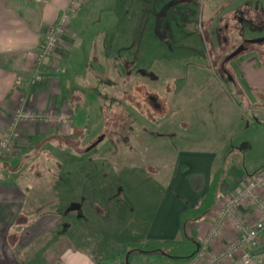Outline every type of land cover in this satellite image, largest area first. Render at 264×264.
<instances>
[{
    "label": "rangeland",
    "instance_id": "obj_1",
    "mask_svg": "<svg viewBox=\"0 0 264 264\" xmlns=\"http://www.w3.org/2000/svg\"><path fill=\"white\" fill-rule=\"evenodd\" d=\"M222 3L223 0H149L144 5L141 0H110L103 3L98 10L99 15L92 16L90 21L80 18L76 21L73 27L79 31L86 29L81 33L86 35L87 41L81 46L82 51L75 49L70 66L72 72L76 69L82 75L85 74L83 86L86 94L84 101L72 104V109L76 126L91 131L83 139L72 138L74 143L79 142L80 149H66L69 157L74 159L67 161V171L60 168V160H50L46 151L39 152L41 146L38 141L34 142L33 147L38 151L32 154L39 152L38 155H33L30 160L19 159V168L23 167L20 172L26 169L31 172L29 178L22 176V183L32 187L28 193L31 199L49 200V193L45 192L46 185L60 184V180L69 185L76 182H85L87 185L99 183L102 190L106 189V192L99 193L105 202L115 195V189H120L122 191L118 192L117 197L112 198L113 202L115 199L118 201L119 216L115 219L118 222V234L133 238L132 241H140L158 208L165 186L170 183L174 170L179 166L178 158L182 149L200 145L204 149L222 152L225 145L229 144L232 149L235 146L236 150L228 159L226 164L229 167L226 168H230L234 162L245 169L244 164L249 162L252 152L249 150L246 157L237 159V147L243 140H249L256 150L258 143L264 141V125L256 129L259 127L257 114L253 108L248 109V106H264V76L258 81L259 94L255 97L243 99L237 90L247 87L245 75H251L254 71L262 73L264 70V54L261 53H264V42L253 44L251 52L228 62L227 67L233 78L231 81L221 79L217 60H202L190 49L197 28L202 30L198 22L206 24L209 14ZM178 22L179 25L176 24ZM224 22L231 24V20L226 18ZM101 30H105L103 32L109 38L113 35L111 42L106 44L102 40L91 45L89 38ZM256 34L246 32L245 36ZM166 37H170V41L164 42ZM229 46L223 45L220 55L222 52L227 53ZM59 47L52 57L57 56ZM37 49L33 54L34 62ZM258 50L261 54H257ZM91 51L93 56H90ZM77 52L80 54L76 56ZM128 59L135 62L134 67L150 69L157 79H129L125 66ZM57 74H54V81L58 79ZM54 109L62 111L56 107ZM123 119L126 122L120 127ZM10 122L0 140L8 134ZM36 124L51 125L46 122L22 124L12 152L6 156L0 155V160L18 156L22 151L18 150L15 143L21 137V128ZM61 127L56 125L55 130ZM103 132H106L105 138L89 149L104 135ZM118 132L124 134L123 138L116 135ZM77 159L86 162L79 164ZM223 164L224 160L220 159V165ZM219 174L222 179L224 173L220 171ZM71 187L68 192L71 198L79 200L82 194L91 199L100 198L93 191L84 193ZM52 193L56 200L58 194ZM55 205H60V210L63 206L60 201H55ZM73 207L81 208V205L75 203ZM54 210H57L56 206ZM84 211L90 217L94 214L87 209ZM79 214H82L81 210L69 213L75 221ZM106 223L109 226L110 220L107 219ZM90 226L94 230L97 227L93 224Z\"/></svg>",
    "mask_w": 264,
    "mask_h": 264
},
{
    "label": "crops",
    "instance_id": "obj_2",
    "mask_svg": "<svg viewBox=\"0 0 264 264\" xmlns=\"http://www.w3.org/2000/svg\"><path fill=\"white\" fill-rule=\"evenodd\" d=\"M69 1L0 0V138L5 134L12 113L24 93L28 94L29 102L38 110L56 107L73 111L72 104L75 101H84L86 88L83 85L86 76L76 69L72 72L70 60L75 49L82 51L81 46L87 39L81 32L86 29L79 31L73 25L79 18L90 21L92 16H98V10L103 3L110 0H85L72 13L68 29L61 38L57 56L49 58L41 69L44 73L54 75L57 74L54 65H59L60 68L64 65L58 79L33 81V54ZM141 1L146 5L149 0ZM103 31L105 30L89 38L91 45H96L97 41L102 40L107 42L106 44L111 42L113 35L109 38ZM79 54L77 52L76 56ZM90 56H93L92 51ZM263 71H254L251 75L244 76L247 87L237 90L241 98L248 99L259 94L258 81L262 80ZM252 108L257 114L259 124L256 129H260V126L264 125V106H248V109ZM90 131L88 128L76 126L74 113L71 122L60 130L45 124L25 125L21 128V137L15 144L22 152L10 159L0 160V264H176L174 259L164 252H142L133 250L131 245L149 239H180L182 214L198 206L208 193L216 174L222 171L224 174L219 183L217 201L213 209L203 218L187 225L188 234L200 242L208 231L218 204L243 186L246 175L264 167L262 140L256 150L253 142L249 140H243L237 147V159H240V156L246 157L249 150L252 152L249 162L244 164L245 169L234 162L230 168H226L229 167L226 164L228 159L236 150L235 146L232 149L231 145H225L222 152H219L217 149H204L197 145L199 143L191 142L197 146L193 145L194 148L180 151L179 166L174 170L170 183L165 186L158 208L149 221L143 238L140 241H132L133 238L119 236L117 231L118 222L115 219L119 216L118 201L115 199L113 202L112 198H116L122 190L115 189V195H111L109 201L105 202L99 193L106 192V189L102 190L99 183L87 185L85 182H76L69 185L60 180V184L46 185L45 192L49 193V200L40 201L37 198L31 199L28 195L32 190L31 185L22 183V176L29 178L31 172L29 169L20 172L23 169L19 168L20 158L30 160L33 155L37 156L43 150L49 155L48 159L60 160V168L67 171V161L73 158L69 157L66 149H80L79 142L74 143L72 138L83 139ZM118 133L116 135L123 138L124 134ZM35 141L39 142L41 148L39 152L32 154L33 151H38L33 147ZM220 159L224 160L223 165H220ZM76 161L79 164L86 162L82 159ZM71 186L84 193L93 191L100 198L91 199L86 194H82L79 200L71 198L68 194ZM52 192L58 194L56 200ZM262 194L264 196V192ZM55 201H60L62 208L65 207L66 210H60V205H55ZM39 202L44 203L42 205ZM75 203H79L81 208H73ZM85 209L93 212V216L87 214L88 217L84 213ZM73 210L82 212L76 216V221L69 215ZM241 212L249 223L257 219L253 206L242 209ZM83 217L86 218L82 219ZM107 219L110 220L109 226ZM90 224L97 226L96 229ZM234 235L233 227L228 225L223 229L214 249L224 248ZM86 240L90 242L86 243ZM261 249H264V242Z\"/></svg>",
    "mask_w": 264,
    "mask_h": 264
},
{
    "label": "built area",
    "instance_id": "obj_3",
    "mask_svg": "<svg viewBox=\"0 0 264 264\" xmlns=\"http://www.w3.org/2000/svg\"><path fill=\"white\" fill-rule=\"evenodd\" d=\"M83 1L70 0L42 38L35 54L34 82L54 80L58 75L44 73L41 69L57 52L61 38L68 29L72 13L81 6ZM54 70L61 72L59 65H54ZM71 118L68 109H63L61 112H57L54 107L42 111L35 110L29 102L28 94L24 93L15 108L8 134L0 140V155L6 156L12 152L14 141L19 136V127L22 124L46 122L53 126H66ZM247 176L243 180V186L225 199L222 205L217 206L215 216L207 233L199 242L195 255L179 264H264V249H261L264 239V196L262 194L264 192V167ZM251 206L255 207L257 213V219L253 223H249L241 212L242 209ZM228 225L233 227L234 237L224 248L215 250V243Z\"/></svg>",
    "mask_w": 264,
    "mask_h": 264
},
{
    "label": "flooded vegetation",
    "instance_id": "obj_4",
    "mask_svg": "<svg viewBox=\"0 0 264 264\" xmlns=\"http://www.w3.org/2000/svg\"><path fill=\"white\" fill-rule=\"evenodd\" d=\"M210 10L212 11L213 9ZM215 12L217 13L215 14ZM225 18L231 20V24L224 22ZM176 24L179 25L180 23ZM198 25L201 26L202 33L197 28L194 42L190 46L192 53H195L194 55L202 60H217L218 68L222 74L221 79L231 81L233 78L231 76L232 72L227 67L228 62L241 54L251 52L253 44L264 42L255 43L250 41L264 37V0H223V3L209 14L207 23L201 24L198 22ZM246 32L257 34L256 36L247 37L245 36ZM231 38H234V40L232 41ZM166 40L170 41V37L168 39L166 37L164 42ZM226 44H230V50L227 53L222 52L220 55V48ZM239 48H242V50L235 56H232V58H229ZM256 52L257 54H264L263 52L260 53L259 50ZM133 62L128 59L125 64L129 79L133 77L157 79V76L150 69L144 66L134 67L136 64ZM234 84L237 83L234 81ZM69 111L73 118V111L70 109ZM123 122H126L125 119L120 123V127L121 124H124ZM105 136L106 132H104V138Z\"/></svg>",
    "mask_w": 264,
    "mask_h": 264
},
{
    "label": "trees",
    "instance_id": "obj_5",
    "mask_svg": "<svg viewBox=\"0 0 264 264\" xmlns=\"http://www.w3.org/2000/svg\"><path fill=\"white\" fill-rule=\"evenodd\" d=\"M221 175L216 174L206 196L195 208L184 212L181 216L180 239H149L131 245L133 250L147 253L164 252L172 257L176 264L191 259L198 251L199 241L188 234L187 225L206 216L217 201Z\"/></svg>",
    "mask_w": 264,
    "mask_h": 264
},
{
    "label": "water",
    "instance_id": "obj_6",
    "mask_svg": "<svg viewBox=\"0 0 264 264\" xmlns=\"http://www.w3.org/2000/svg\"><path fill=\"white\" fill-rule=\"evenodd\" d=\"M251 42H255V43H259V42H263L264 41V37L261 38H256V39H252L250 40ZM242 50V48L237 49L229 58H232V56H235L236 54H238L240 51ZM228 58V59H229ZM104 138V135H102L92 146L89 147V149H91L92 147H94L97 143H99L102 139ZM75 208V207H73ZM199 247V244H198Z\"/></svg>",
    "mask_w": 264,
    "mask_h": 264
}]
</instances>
